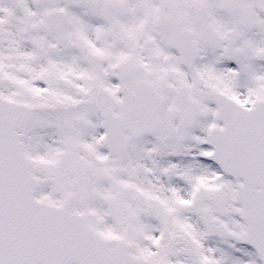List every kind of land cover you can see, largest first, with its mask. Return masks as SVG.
I'll list each match as a JSON object with an SVG mask.
<instances>
[{
	"label": "snow or ice",
	"instance_id": "snow-or-ice-1",
	"mask_svg": "<svg viewBox=\"0 0 264 264\" xmlns=\"http://www.w3.org/2000/svg\"><path fill=\"white\" fill-rule=\"evenodd\" d=\"M0 264H264V0H0Z\"/></svg>",
	"mask_w": 264,
	"mask_h": 264
}]
</instances>
